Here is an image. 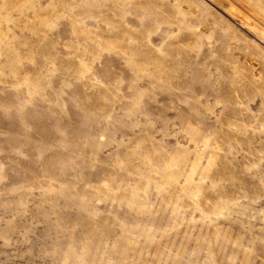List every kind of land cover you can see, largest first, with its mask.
<instances>
[{
	"label": "rangeland",
	"instance_id": "rangeland-1",
	"mask_svg": "<svg viewBox=\"0 0 264 264\" xmlns=\"http://www.w3.org/2000/svg\"><path fill=\"white\" fill-rule=\"evenodd\" d=\"M0 264H264V0H0Z\"/></svg>",
	"mask_w": 264,
	"mask_h": 264
},
{
	"label": "bare ground",
	"instance_id": "bare-ground-1",
	"mask_svg": "<svg viewBox=\"0 0 264 264\" xmlns=\"http://www.w3.org/2000/svg\"><path fill=\"white\" fill-rule=\"evenodd\" d=\"M235 12H236V15H237V13L238 14H241L242 16H244V18L246 19V20H248L249 22H250V20L249 19H253L254 17H253V15H251V13L249 12V11H247V10H244L243 8H241V9H237V10H235ZM249 14V15H248ZM257 18V17H256ZM255 18V19H256ZM255 21H258V20H255ZM254 21V23L256 24V26L257 27H259V28H261L257 23H260V22H255Z\"/></svg>",
	"mask_w": 264,
	"mask_h": 264
}]
</instances>
